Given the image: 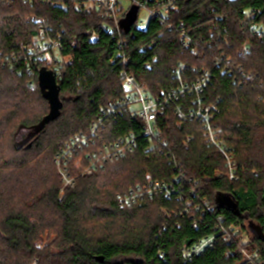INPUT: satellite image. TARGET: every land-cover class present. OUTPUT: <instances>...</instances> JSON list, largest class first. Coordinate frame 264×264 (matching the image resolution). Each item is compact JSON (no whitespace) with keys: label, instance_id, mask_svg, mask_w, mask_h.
Returning <instances> with one entry per match:
<instances>
[{"label":"trees","instance_id":"trees-1","mask_svg":"<svg viewBox=\"0 0 264 264\" xmlns=\"http://www.w3.org/2000/svg\"><path fill=\"white\" fill-rule=\"evenodd\" d=\"M51 1L55 5L0 2V137L6 133L5 126L12 125L14 151L24 155L11 171L20 170L24 161L47 164H34L39 174L32 177L37 184L29 189L21 182L22 176L12 173L4 177L0 167V264H241L236 248L221 240L214 250L191 262L183 261L182 251L214 234L219 217L224 218L225 226L240 225L251 235L245 219L219 207V194L230 195L242 215L264 231V42L243 32L251 24L264 26V0H182L171 16L173 31L164 32L153 21L145 31L133 26L130 33L123 34L130 71L155 95L176 87L171 74L178 62L187 64L189 74L194 68V75L213 70L215 78L206 101L218 105V126L243 170L239 182L212 178L205 184L214 209L202 218L198 228L193 227L198 217L168 219L163 214V209L178 207L175 199L155 198L133 208H119L118 193L140 183L146 174L169 180L173 173L165 159L147 158L141 151L83 176L81 170L87 162L84 152L79 153L71 165L76 186L63 188L54 163L57 152L71 136L88 129L101 109L124 94L117 40L99 29L98 12L85 9L78 0ZM34 15L49 21L52 37L62 33V54L71 62L58 80L63 103L60 117L34 133L25 145H19L17 136L24 130L34 132L50 113L37 83L43 68L36 69L32 76L13 58L38 33L37 26L27 22ZM182 24L196 37L200 48L196 55L182 48L178 31ZM92 31L98 32V40L91 41ZM161 33L163 37L153 48L139 50ZM245 45L251 50L244 55ZM222 54L232 61V75L221 74L216 68L215 60ZM146 63L153 64L152 70L145 69ZM238 65L245 73L257 76L245 80L235 71ZM32 80L37 83L35 91L31 90ZM166 115L169 121L163 126L164 134L174 145L178 147L182 138L193 136L189 149L179 150L190 176L211 177L216 170L224 169L217 152L206 146L198 123L179 126L172 114ZM118 122L108 129L111 134L107 140L128 131L138 135L141 130L129 116ZM47 231L57 237L52 245L56 252L51 246L43 251L34 246ZM250 239L249 250H258L264 257V241L253 236Z\"/></svg>","mask_w":264,"mask_h":264},{"label":"built area","instance_id":"built-area-1","mask_svg":"<svg viewBox=\"0 0 264 264\" xmlns=\"http://www.w3.org/2000/svg\"><path fill=\"white\" fill-rule=\"evenodd\" d=\"M17 1L19 0H0L4 5ZM22 1L31 5L35 1H40L47 6L55 5L51 0ZM227 1L231 2L232 0ZM181 2L182 0H78L77 3L85 9L93 8L98 12L99 29L117 40V58L122 65L120 79L123 81L124 95L121 99L101 109L88 129L71 136L57 152L54 163L61 176L63 188L67 189L76 186V177L71 174V165L79 153L84 152V159L87 162L81 170L82 176L92 175L97 170L104 168L106 164L124 159L139 151L147 158H163L173 171L171 178L163 180L152 178L150 174H146L140 183L118 193V206L127 209L144 201L155 200V198H164L168 201L175 199L178 207L170 211L163 209V214L168 219L172 216L184 217L185 215H189L192 219L198 217L193 222V227L198 228L202 218L212 213L214 209L213 202L205 192V184L212 178L239 182L242 177L241 170H243L232 147L227 145L222 130L218 126L217 117L220 113L218 105L206 101L205 95L215 78L213 70H203L194 75L197 73V68H194L193 73L189 74L187 64L178 62L171 74L173 81L176 82V87L155 95L150 92L148 87L142 85L136 79L135 74L130 71L128 65L130 58L125 51L127 41L123 37L125 32L120 26V20L126 16L133 5H136L140 9L136 19L137 26L134 25L136 29L145 31L151 22L157 21L164 28V32L173 31L175 28L171 16L179 10ZM127 3L129 4L128 8H126ZM57 5L59 6V4ZM142 10L145 11L146 18L140 21L139 15ZM27 22L37 26L38 33L30 44L22 46L17 54H13L14 60L22 62L24 69L32 76L36 69H51L58 82L63 77L66 66L71 62L70 57L62 54L64 49L62 33H59L55 38L52 37L53 27L49 21L35 15L29 17ZM178 31L182 48L191 54H198L200 48L196 37L183 27V24L179 26ZM243 32H249L260 42H264V26L251 24L248 30L244 29ZM163 33L159 34L149 45L140 47L139 50L145 51V49L153 48L161 40ZM98 39V32L92 31L91 41ZM250 50L251 46L245 45L243 54H248ZM215 61L216 68L221 70V74H233L230 58L224 59L222 54L221 58ZM152 68L153 64L146 63V70L150 71ZM11 69L14 67L11 66ZM236 70L247 81L257 76L245 73L241 65L236 66ZM37 83L32 80L30 86L35 88ZM167 113L172 114L179 126L187 122L198 123L201 126L206 146L217 152L223 161L224 169L216 170L213 177L190 176L179 150H188L193 136L187 135L182 138L178 147L174 145L163 130V126L169 121ZM125 116H129L135 121L134 126L137 127V130L141 129L138 135L134 131H128L107 140L111 134L108 132L110 126L118 124V121ZM218 222L214 234L184 247L182 251L184 262H191L204 252L214 250L217 242L221 240L225 245L236 248L235 253L241 256V264H264V257L258 250H249L248 244L251 239L248 231L240 225L225 226L224 218L221 217Z\"/></svg>","mask_w":264,"mask_h":264},{"label":"water","instance_id":"water-1","mask_svg":"<svg viewBox=\"0 0 264 264\" xmlns=\"http://www.w3.org/2000/svg\"><path fill=\"white\" fill-rule=\"evenodd\" d=\"M139 10V7L133 5L126 16L120 20V26L125 31V33L131 32L132 27L136 23ZM38 83L43 97L49 103L50 113L43 118V120L38 124L37 127L34 128V133H38L46 126V124L59 118L62 111L61 109L63 107L60 96V86L56 81L53 70H48L47 68L41 69L38 75ZM216 203L220 208L229 209L236 216L242 217L243 219H245V221L248 220L249 223L247 226L249 228V231H251V233L253 234V237L259 238L264 241V231L262 230V228L259 225L253 223L247 215H242V212L239 209V204L236 203L230 195H217ZM100 260L102 261L103 258H100Z\"/></svg>","mask_w":264,"mask_h":264},{"label":"rangeland","instance_id":"rangeland-1","mask_svg":"<svg viewBox=\"0 0 264 264\" xmlns=\"http://www.w3.org/2000/svg\"><path fill=\"white\" fill-rule=\"evenodd\" d=\"M126 2V1H124ZM129 7V4L127 3L126 4V8ZM146 18V13L144 10H142L140 12V15H139V20L142 21ZM135 26H137V23L135 24ZM32 91H35L34 88H31ZM43 102H41L40 104H42ZM44 106V105H43ZM48 104L45 103V108H47ZM6 127V133L1 135L0 139H1V143H0V167L2 169L1 171V174L5 177L6 175L9 176L11 175L12 173H16L20 176H22L21 178V182L23 184H25V187H27V189H29L31 186H36V181L37 179H35L34 181H32V177L34 175H38L39 173H36L35 171V168H34V164L35 165H38L37 163L39 162H34L31 163V161H24L23 166H20V170H14V171H11L14 164H20L21 160V156L23 157L24 155H22L23 153H16L14 151V143L15 141L12 140V128L13 126L12 125H8V126H5ZM34 135V132L33 131H28V130H24V132H21L18 136H17V139L16 141H18L19 145H25L26 142L29 141V139ZM42 160V159H40ZM14 161V162H13ZM7 165H6V164ZM5 164V165H4ZM43 166H46V162H40V164L38 166L42 167ZM23 168V169H22ZM31 172H34L32 173L33 175H31ZM36 173V174H35ZM4 177H2L4 179ZM248 220L246 221V224L248 225ZM251 232V231H250ZM251 236H253V234L251 233L250 235V238ZM56 235L55 234H51L50 232H45L43 233L38 239L37 241L34 243V246L36 249L40 250V251H43L45 248L47 247H50L51 246V250L53 252H56V248L52 247L53 243L57 240L56 239Z\"/></svg>","mask_w":264,"mask_h":264}]
</instances>
